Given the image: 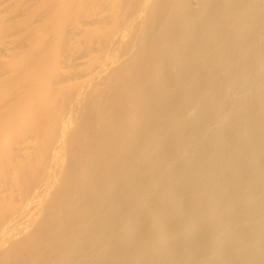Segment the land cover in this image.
Instances as JSON below:
<instances>
[{
    "label": "bare ground",
    "instance_id": "1",
    "mask_svg": "<svg viewBox=\"0 0 264 264\" xmlns=\"http://www.w3.org/2000/svg\"><path fill=\"white\" fill-rule=\"evenodd\" d=\"M0 264H264V0H0Z\"/></svg>",
    "mask_w": 264,
    "mask_h": 264
}]
</instances>
